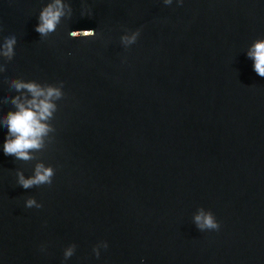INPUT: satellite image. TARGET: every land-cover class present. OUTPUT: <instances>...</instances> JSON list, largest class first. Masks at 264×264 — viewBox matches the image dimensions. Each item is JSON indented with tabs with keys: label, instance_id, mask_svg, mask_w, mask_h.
<instances>
[{
	"label": "water",
	"instance_id": "obj_1",
	"mask_svg": "<svg viewBox=\"0 0 264 264\" xmlns=\"http://www.w3.org/2000/svg\"><path fill=\"white\" fill-rule=\"evenodd\" d=\"M53 2L0 0V42L16 34L0 115L14 78L63 93L30 160L4 155L0 126V264H264V77L246 55L264 0H63L41 36ZM39 164L52 183L19 185Z\"/></svg>",
	"mask_w": 264,
	"mask_h": 264
},
{
	"label": "clouds",
	"instance_id": "obj_2",
	"mask_svg": "<svg viewBox=\"0 0 264 264\" xmlns=\"http://www.w3.org/2000/svg\"><path fill=\"white\" fill-rule=\"evenodd\" d=\"M171 4L172 0H165ZM184 0H178V4H183ZM65 5L63 0H54L41 9L39 23L35 26V31L41 36L54 32L64 15ZM83 37L95 36V30H74L70 35L75 38L77 35ZM126 40H134L135 35L126 37ZM16 34L9 33L0 42V57L11 58L15 52ZM247 57L252 61L253 71L260 77H264V38L255 40L248 48ZM4 64L0 63V71H3ZM10 86L16 90L18 95L11 97V104L14 109L0 115V126L7 129L3 142V153L5 156H14L17 160H30V150H37L43 145V138L52 131L48 121L52 118L56 110L55 100L63 95L61 88L54 85H41L36 81H26L14 78ZM26 90V91H21ZM5 99H8L7 95ZM54 170L43 164L36 166L34 175L25 177L23 173H18V183L23 188L28 189L33 186L51 184ZM26 208H41L34 197H29L25 201ZM197 227L200 230H218L220 224L211 211L201 209L194 217ZM108 247L107 241H99L93 246V253L100 257L101 248ZM76 249L75 244H70L64 248V260L72 257ZM41 250L44 247L41 246ZM141 264H144L143 259Z\"/></svg>",
	"mask_w": 264,
	"mask_h": 264
}]
</instances>
